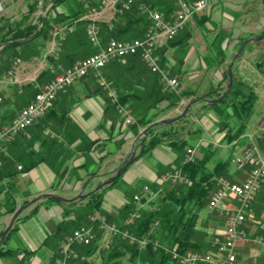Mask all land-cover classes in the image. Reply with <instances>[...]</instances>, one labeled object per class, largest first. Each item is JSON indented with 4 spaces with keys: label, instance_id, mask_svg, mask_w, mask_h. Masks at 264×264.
I'll use <instances>...</instances> for the list:
<instances>
[{
    "label": "crops",
    "instance_id": "obj_1",
    "mask_svg": "<svg viewBox=\"0 0 264 264\" xmlns=\"http://www.w3.org/2000/svg\"><path fill=\"white\" fill-rule=\"evenodd\" d=\"M162 1L148 0L149 5L146 3V9L132 7L126 17L120 19L121 17H115V13L122 12L119 6L122 1L105 0L106 5L103 9L87 16L99 27L100 47L106 45L109 37H113V24L132 26L130 32L121 37L123 40L143 38L146 26L151 23L148 7H151V11L161 12L165 21L172 22L181 8L174 3L175 10L166 14ZM191 1H183L181 7L185 8ZM33 2L34 0H16L15 4L13 3L16 5L15 9H10L5 16H0L4 24L1 34L8 29L17 28L21 22L23 23L20 28H23L31 19L32 23H37V29L42 27L39 18L48 21L42 28L44 36L39 35L16 46L7 48L0 46V77L8 70L13 57H19L21 61L15 68L12 82L0 78V127L10 123L18 111L30 103L34 95L42 90L57 72L97 51L85 37L86 22H83L85 21L83 15L87 12L88 3L81 8L84 9V13L78 19L70 21L64 17L67 12L80 8L74 0L64 1L55 6L53 0H38L35 11L25 21L29 5ZM243 4L246 13L244 17L239 13L235 15L226 13L221 20L213 19L209 4L208 9L196 14L186 23L177 36L180 42L170 45L163 36L159 38L156 53L161 65L179 79L180 90L191 93L183 98L184 103L181 105L183 111L191 104L187 110L191 122L197 112H201V119L208 115V111L199 109L204 103L212 100L206 96L209 88L214 87L219 91L222 87L220 73H213L209 79L204 76L207 67L202 60L203 56L214 52L213 47L207 49V37L214 32H223L226 39L229 38L231 41L224 49L225 56L229 58L237 50L241 38L259 37L264 29V0H243ZM202 16L207 19L204 22L205 30L200 31L197 20ZM210 21L214 22L217 28L215 31L207 32L208 29L214 30ZM261 51L263 49H258L252 41L241 59L234 64L237 77L252 87L256 96V107L261 105L264 97V61L259 58ZM227 58L221 62L218 59L217 71H220V68L222 70ZM56 63L60 67L54 71ZM97 74H89L69 85L56 96L41 119L6 144L8 157L4 158L0 168V233L6 228L18 207L31 200L33 203L19 214L22 218L8 237L6 247L17 251L0 256V264H54L52 256L57 254L61 241L71 232L74 221L82 214L76 207H80L85 201L82 203L78 201L72 207L68 203L74 198L77 199L78 195L87 196L101 187L122 165L137 143L136 154L140 153V136L143 128L138 124L126 127L124 117L135 120L141 116L147 118L154 116L156 117L152 122L154 123L181 112H178L176 105L167 106V100L158 103L157 108L148 109L149 103L154 99L152 96L156 85L155 74L151 73L138 57L128 56L113 61L102 67ZM99 77L107 81L109 88L116 92L117 98L118 95H126L124 102H119L124 109V115L119 114L110 92L99 86ZM204 84L207 86L202 89ZM198 95L199 97L191 100ZM257 113L258 121L252 134L254 136L261 132L259 121L260 118H264V107L261 113ZM198 125L203 130L199 139L195 141L204 145L206 131L210 125L206 123ZM219 130L218 127L215 128L217 137L213 136L215 140L224 137L225 132ZM226 146L231 145L230 143L220 145ZM239 149L242 150V145ZM217 152L218 150L213 157ZM196 154L198 158L203 156L201 150ZM150 158L155 162H150L151 164L146 166L140 163L142 157L131 163L121 175L125 187L107 189L103 195L101 211L95 213L115 214L120 207L129 202L132 193H138L136 190L141 188L143 182L153 183L159 178L161 166L173 163L177 165L179 161L177 155L165 145L155 147L150 153ZM211 163L212 160L209 163L212 167ZM17 165H21L22 169H17ZM28 165L30 167L26 168ZM229 175L230 178L239 181L244 178L242 172L230 171ZM50 195L70 200L59 201L54 198L53 201H49L48 197L53 198ZM200 218L201 216L199 220ZM81 222L87 221L82 217ZM204 222L205 226L197 224L196 227L207 233V240L210 243L212 234L220 232L223 224L219 222L213 226L211 221ZM240 229L245 233V238L235 245V264H264V184L256 194ZM107 238L100 241L103 243L94 253L83 255L86 261L100 264L98 253L104 249L103 245L113 244V239ZM209 243L204 252L213 249ZM82 250L81 246H76L78 253L81 254ZM128 258L129 253L125 255L124 260L127 261ZM67 264H79V261L70 259Z\"/></svg>",
    "mask_w": 264,
    "mask_h": 264
},
{
    "label": "trees",
    "instance_id": "obj_2",
    "mask_svg": "<svg viewBox=\"0 0 264 264\" xmlns=\"http://www.w3.org/2000/svg\"><path fill=\"white\" fill-rule=\"evenodd\" d=\"M64 1L70 0H53V6ZM74 1L76 5H79L80 8H76L73 11L67 12V15L64 17L66 19H70V21L78 19L84 13V9L81 8H83V5H85L86 3H88V5H91L98 4L99 2V0ZM37 2L38 0H34V2L29 5L28 14L24 18L25 21L29 19L30 15L35 11ZM146 3L149 5L148 0L146 1ZM162 3L163 5H165L164 10L166 14L172 13L175 10V0H163ZM119 6L121 7L122 5ZM132 7H137L139 10H142L137 4H134L129 7H123L121 13L117 11L115 13V17H121L120 19L126 17L129 9H131ZM194 16L195 14L193 15V17ZM206 18L207 17L202 16L197 21L200 23L206 20ZM31 20L23 28H20L23 23L21 22L18 24L17 28L8 29L4 34H1L4 24H2V17H0V46H2V48L16 46L39 35H43L44 30L42 28L46 24H48V21L44 18H39L38 21L42 22V27L40 29H37V23H32ZM148 25L146 26L145 31H147ZM105 27L108 26L105 25ZM131 28L132 26H130L129 24L123 26L113 24V37H109V39L115 38L118 40H123L121 37L127 35V33L130 32ZM263 35L264 30L258 36L262 37ZM85 37L87 42L89 43L87 35ZM247 38L248 37L241 38L239 40V44ZM178 42H180V39L176 37L170 40L169 44L174 45ZM220 54V52H217L214 58L216 59ZM132 57L138 56L132 55ZM223 60L224 58L221 57L220 62ZM223 76L224 80L227 81V71L223 73ZM154 81L156 83L152 96L154 97V99L148 105V109L150 110L157 108V104L163 100H167V106H175L181 99L187 97L188 94H191L190 91L181 90L179 93H175L171 90L163 89L156 75ZM220 95V90L217 91V89H211L210 87L206 96L207 98L212 100L204 103L199 110L214 108L220 104H224L226 107H231V114H235L238 120L241 121L242 126H244L248 121V118L252 112L254 102L256 100V96L252 90V87L242 81L241 78H238L235 75V71L233 69L231 89L222 99H219ZM125 96L126 95L124 94L118 95V102L123 103ZM197 97L198 96H194L191 100H194ZM218 113L221 114L220 112ZM155 118L156 117L154 116L151 118L143 116L137 117L131 126L138 124L141 128L144 129L149 124H151L155 120ZM192 124L191 120L189 119V114L188 112H186V114L168 124H155L149 129L146 137L140 138V140L144 139V144L140 146V153L136 158H140L144 155H149L151 151L158 145H165L177 155V158L179 159L177 166L181 170L182 174L187 177L188 182L169 183V188L166 189L165 192L162 193L157 200H152L147 205L144 204V207H142V209H139V218L136 219L134 224L129 226L128 229L138 239L147 240L146 246L144 248H140L138 243L132 244L129 243L126 239L115 237L110 248L102 250L100 255V264H126L124 262V257L127 253H129V258L127 260L128 264H136L137 262L141 264H180L178 259H174L172 257L173 252L182 255L188 250L204 252L203 250H206L208 248L207 243L209 242L207 240V233L199 230L196 227L200 217V212L204 207L207 206L208 198L215 188L218 177L224 174L226 176H229L226 178H228L230 181H241L230 178L231 176L229 175V165L230 161L233 162V159L231 158L227 160H220L214 163L212 167H209V162L212 158L211 153L209 152L207 153V156L203 154L201 158H196L193 161H185L183 155L185 154L186 148L192 146V144L196 142L195 140L200 136V133L202 132L196 124ZM237 135L238 133H236L234 136L227 133L225 136L228 141H232L234 138H236ZM256 140L258 143H261L264 140V133L261 132L259 136H257ZM29 167L30 165H28L26 168ZM247 169L248 168H246V170ZM235 172H243V170H235ZM120 177L121 175L114 178L110 182H106L97 190L88 193L84 200L74 199L70 203H68L69 206L72 207L78 201L80 203L85 201L80 205V207H76V209L81 210L82 214H80L76 218V221H74L75 228L82 224V217H84L87 221L91 214H94L96 211H101L104 192L112 187ZM145 183H148L149 185L154 183L157 184L156 181L153 183L147 181ZM139 190H141V188L137 189L136 192ZM47 199L49 201L54 200V198L49 197ZM37 200H35V202ZM143 200H145V198H142V201ZM136 207L137 206L132 203L131 197L129 202L120 207L115 214H106L107 219L110 222H115L119 227H123L124 218L130 212L135 211ZM21 218V216H18L15 219L12 227L7 231L6 235L0 239V256H4L9 253L11 254L17 251L16 249L7 248L6 243L10 233L15 230L16 225ZM221 222L223 223V221ZM218 233H213L212 238L215 234ZM100 237L101 233L99 232L97 233V240L93 241L90 245L81 246L83 248L81 254L76 252V255L72 260H78L79 264H92L85 259L81 260L80 256L94 253L95 250L99 247L98 239ZM212 238L210 240V243L212 242ZM52 259H54V255L52 256Z\"/></svg>",
    "mask_w": 264,
    "mask_h": 264
},
{
    "label": "built area",
    "instance_id": "obj_3",
    "mask_svg": "<svg viewBox=\"0 0 264 264\" xmlns=\"http://www.w3.org/2000/svg\"><path fill=\"white\" fill-rule=\"evenodd\" d=\"M117 1V0H116ZM124 6L133 3L139 4L141 7H146L145 0H121ZM178 4H183V0H175ZM101 5H106L105 0L101 1ZM207 6V0H194L188 6L183 8L172 22H167L163 19L162 13L151 11V23L147 28L143 38H135L131 40H118L115 38L109 39L104 47H100L99 42V27L96 23L90 20L87 24L86 35L87 39L97 51L57 72L55 77L50 80L47 85L34 95L33 100L23 106L16 117L9 125L3 126L0 129V142L8 141L21 131H26L38 119L44 116L51 102L56 97V94L65 89L71 83L77 81L90 71L97 73L99 69L114 59L122 58L128 55H139L148 69L157 74L159 81L167 88L176 90L178 80L172 76L169 71L163 69L159 63V58L155 53L159 38L164 37L165 40L173 39L176 34L183 29L185 24L191 19L194 13L201 12ZM95 12L94 9H92ZM18 58L14 59L8 71L2 75V79L11 82L12 75L19 64ZM59 68V64L56 65ZM99 83L103 87H107L105 80L99 77ZM112 101L117 102L116 93L111 91ZM184 102L182 101L181 104ZM119 112L123 109L118 106ZM129 120H127L128 122ZM261 129L264 133V122ZM194 149L188 148L185 154V160L192 161ZM236 170L244 171L247 167L246 176L241 182H233L229 179L220 176L217 178V188L211 195L208 206L218 212L223 218V228L218 235L212 239L211 251L200 252L188 250L182 255L176 252L172 253L174 259H178L180 264H235V245L240 240L244 239L245 234L240 230L241 224L244 222L249 204L254 198L264 182V142L259 146L251 137L249 142L242 150V153L233 159ZM1 163V159H0ZM20 168V166H18ZM162 179L170 180L172 183L184 182L187 183V178L180 172L166 173ZM142 190L147 197L154 196L155 193L150 191L147 185H144ZM229 196L236 203L235 205L224 204L223 201ZM135 201H140L141 196L134 194ZM139 218L138 211L130 212L125 218L124 228L117 224L109 223L104 216L91 215L89 217L90 224L81 226L72 231L60 244L58 255L54 258V264H67V260L76 255L72 245L81 243L83 245L91 244L95 239V231L101 230L105 232V237L119 236L128 240L129 243H138L140 248L146 246V239H138L128 227L133 225L135 220ZM98 226V228H97ZM96 227L94 230L93 228ZM106 243L105 247L108 248ZM83 258V257H81ZM140 264V263H139Z\"/></svg>",
    "mask_w": 264,
    "mask_h": 264
},
{
    "label": "rangeland",
    "instance_id": "obj_4",
    "mask_svg": "<svg viewBox=\"0 0 264 264\" xmlns=\"http://www.w3.org/2000/svg\"><path fill=\"white\" fill-rule=\"evenodd\" d=\"M194 0H192L191 2H193ZM15 2H16V0H1V9H0V16H5L7 13H9V11H10V9H12V10H14L15 9V7L14 6H16V5H14L15 4ZM14 3V4H13ZM100 4H101V1L100 2H98V4H95V5H87V12L83 15V17H84V19H85V22H86V25H85V32H86V28H87V24H88V22L90 21V19L89 18H87V16L89 15V14H92V13H97L99 10H101V9H103L104 7H105V5H101V7H99L100 6ZM123 7H129V6H131V5H134V4H137V3H133V4H131V5H127V6H124L123 5V2L122 3H120ZM145 4H146V0H145ZM209 4L211 5V8H212V17H213V19H215V18H218L219 20H221V18H222V16H225L226 15V13L227 14H236V13H239L240 15H242L243 17L245 16V14L246 13H244V8H243V0H207V6L205 7V9H203L201 12H198V13H202V12H204L206 9H208V7H209ZM141 9H146L145 7H141L139 4H137ZM178 6H180V8H181V10L183 9L181 6H183V5H181V4H177ZM13 6V7H12ZM121 6V8H123ZM188 6V5H187ZM151 8V7H150ZM150 8L148 7V11H149V17H150V13H151V10H150ZM92 9H94L95 10V12H93L92 11ZM181 10H179L178 12H177V14L181 11ZM153 11H155V10H153ZM161 13V12H160ZM198 13H194L195 15L196 14H198ZM176 14V15H177ZM192 17H193V15H192ZM192 17H191V19H192ZM150 19H151V17H150ZM207 19V18H206ZM223 20V19H222ZM204 22H205V20L204 21H202V22H197V26H198V29L201 31V30H205V25H204ZM97 25V24H96ZM149 25H150V23H149ZM148 25V26H149ZM186 25V24H185ZM210 25L214 28V30H207V32H210V31H215L216 30V24L214 23V22H212V21H210ZM185 27V26H184ZM184 27H183V29H184ZM203 27V28H202ZM182 29V30H183ZM182 30H180L177 34H176V36L174 37V38H176L179 34H180V32L182 31ZM264 30V29H263ZM262 30V31H263ZM146 34V33H145ZM99 36H100V30H99ZM145 36V35H144ZM173 38V39H174ZM135 39V38H134ZM141 39V38H140ZM200 40H201V38H199ZM99 40H100V37H99ZM172 40V39H171ZM159 41H160V39H159ZM165 41H167V42H169L170 40H165ZM229 42H231L230 41V39L228 38V39H226V36L225 35H223V32H221V31H219V32H214V33H211V35L209 36V37H207V49H208V47H209V49H210V47H213V49H214V52L213 53H208V54H205L204 56H203V61L205 62V65H206V67H207V69H206V73H205V75L204 76H206L207 77V79H209V78H212V75H213V73H216V72H218V73H220L221 74V85H222V87H221V89H220V91H221V95L224 93V91L226 90V88H227V81L226 80H224V76H223V73L225 72V71H227V68H228V66H229V63H230V61H231V58L232 57H229V58H227V56H225V47H226V44L227 43H229ZM255 42V46H257L258 47V49H263V51H261L260 52V54H259V58L260 59H263V57H264V35L262 36V37H260L259 36V39H257V40H255L254 41ZM90 43V42H89ZM251 43L252 42H250L249 44H247L246 46H245V48H244V51L247 49V48H249L250 46H251ZM107 44V43H106ZM241 44V43H240ZM240 44L238 43V45H237V49L239 48V46H240ZM93 47V46H92ZM102 47H104V46H102ZM157 47H158V45H157ZM157 47H156V49H157ZM94 48H96V47H94ZM208 49V50H209ZM96 50H97V48H96ZM220 52L221 54L220 55H218V57L215 59L214 58V56H215V54H216V52ZM236 51L237 50H235V53H236ZM243 51V52H244ZM155 53H156V50H155ZM235 53H233V55L235 54ZM94 54V53H93ZM157 54V53H156ZM232 55V56H233ZM242 55H243V53H242ZM128 56H132V55H128ZM128 56H125V57H128ZM135 56H138L139 57V59L142 61V59L140 58V56L139 55H135ZM158 56V55H157ZM125 57H122V58H117V59H114V60H112L111 62H113V61H116V60H121V59H123V58H125ZM221 57H223L224 59H225V57L227 58L226 60H227V62L225 63V65H223V67H222V70H221V68H220V71H217V70H219V67H217L216 66V64H218V59H220ZM242 57V56H241ZM241 57L240 58H238L237 60H239V59H241ZM16 58H18L19 59V57H13V59L11 60V62H10V65H9V68L11 67V64H12V62H13V60L14 59H16ZM158 58H159V56H158ZM20 60V59H19ZM225 60V61H226ZM236 60V61H237ZM235 61V62H236ZM21 62V61H20ZM20 62H19V64H20ZM111 62H109V63H111ZM143 62V61H142ZM235 62H234V64H235ZM108 63V64H109ZM144 63V62H143ZM159 63H160V65H161V62H160V59H159ZM18 64V65H19ZM58 63H56L55 64V66H54V71H56V69H57V65ZM145 64V63H144ZM17 65V66H18ZM107 65V64H106ZM105 65V66H106ZM147 67V66H146ZM161 67L163 68V69H166L167 71H169L170 72V74L172 75V76H174L172 73H171V71L168 69V68H164L162 65H161ZM8 68V69H9ZM148 68V67H147ZM59 69V68H58ZM102 69V68H101ZM233 69H234V65H233V67H232V74H233ZM8 71V70H7ZM6 71V72H7ZM15 71V70H14ZM100 71V69L97 71V73ZM150 71V70H149ZM5 72V73H6ZM151 72V71H150ZM4 73V74H5ZM97 73H95V72H92V71H90L87 75H89V74H94V75H98ZM151 73H153V72H151ZM13 74H14V72H13ZM153 74H155V73H153ZM237 74L238 73H235V75L237 76ZM56 75V74H55ZM87 75H85V76H83L82 78H84V77H86ZM156 76H157V74H155ZM1 77H2V75H1ZM0 77V78H1ZM55 77V76H54ZM158 77V76H157ZM176 77V76H175ZM82 78H80V79H82ZM177 78V77H176ZM2 79V78H1ZM79 80V79H78ZM77 80V81H78ZM158 80H159V78H158ZM177 80H178V86H177V88H176V90H172V89H170V88H167V87H165L160 81H159V83H160V85L163 87V89H165V90H171V91H173V92H175V93H179L181 90H180V82H179V79L177 78ZM12 81H13V75H12ZM11 81V82H12ZM243 81V80H242ZM76 82V81H75ZM74 83V82H73ZM73 83H71V84H73ZM105 83L107 84V87H103L100 83H99V81H98V84H99V86L101 87V88H103L104 90H108V92H110V94H111V91L112 92H114V93H116L114 90H112L111 88H109V84L107 83V81L105 80ZM70 84V85H71ZM69 86V85H68ZM67 86V87H68ZM200 86V85H199ZM199 86H198V88H199ZM206 84H204V85H202V89H204V88H206ZM66 87V88H67ZM65 88V89H66ZM212 88H214V87H211V89ZM65 89H63V90H61L60 92H62V91H64ZM231 89V88H230ZM263 90H264V85H263ZM60 92H58L57 94H56V96L60 93ZM204 94V93H203ZM264 94V93H263ZM117 95V94H116ZM201 95V94H200ZM220 95V96H221ZM198 97H199V95H198ZM56 98V97H55ZM54 98V99H55ZM203 98V97H202ZM0 101H1V98H0ZM183 101V99H181L180 101H179V103L176 105L177 106V110H179L178 112H180L181 111V107L183 106L182 104H181V102ZM255 102H256V100H255ZM255 102H254V105H255ZM52 103V102H51ZM115 105H116V107H117V110H118V106L119 107H121L122 109H123V107H122V105L118 102V99H117V102H113ZM257 104V103H256ZM51 105V104H50ZM182 105V106H181ZM253 105V108H252V112H251V114H250V116H249V118H248V121L246 122V128H245V125L244 126H242V123H240L239 122V120H238V118L236 117V115L234 114V115H232L231 113H232V110H231V107H226L224 104H220V105H218V106H216V107H214V108H209V109H205L204 110V112H206V111H208V115L207 116H204V118L203 119H201V117H202V114H201V112H197V114L196 115H194V117H195V119L191 122V123H194V124H196L201 130H203L202 128H201V126L200 125H198V124H202L203 125V123H206V124H208V125H210L209 126V128H208V130L206 131V136H207V138H206V142H205V144L204 145H202V144H200V142L198 143L197 141L194 143V144H192V146H189V147H187L186 148V150L188 149V148H192V149H194V158H193V160L194 159H196V158H198L197 157V152L199 151V150H201V152L203 153V154H205L206 156H207V153L209 152V153H211V159H210V161L212 160V163L214 164V163H216V162H218V161H220L219 160V158L221 159V160H227V159H229V158H231V159H234L235 157H238L241 153H242V150L244 149V147H246V145L248 144V142H249V137H251V139H253L259 146H262V144H263V142H264V140L261 142V143H258L257 142V140H256V138H257V136H254V135H252L253 133H254V131H255V129H256V123H257V121H258V113L257 112H259V113H261L262 112V108L264 107V97H263V102H261V105L259 104V105H257V107H256V105L254 106ZM49 109V108H48ZM184 110V109H183ZM48 111V110H47ZM118 112H119V110H118ZM182 112V111H181ZM180 112V113H181ZM218 112H220L221 114H219ZM47 113V112H46ZM45 113V114H46ZM179 113V114H180ZM18 114V113H17ZM44 114V115H45ZM119 114H123L124 115V109H123V112H119ZM178 114V115H179ZM205 114V113H204ZM16 117V116H15ZM14 117V118H15ZM13 118V119H14ZM42 118V117H41ZM40 118V119H41ZM169 118V117H168ZM12 119V120H13ZM165 119V118H164ZM39 120V119H38ZM37 120V121H38ZM127 120H129L128 122H127ZM162 120V119H161ZM36 121V122H37ZM124 121H125V123H126V127H130L131 125H132V123L135 121L134 120V118H127V117H124ZM160 121V120H159ZM35 122V123H36ZM264 122V118L262 119V118H260V121H259V129L261 128V126H262V123ZM34 123V124H35ZM10 123H8V124H5V125H3V126H6V125H9ZM33 124V125H34ZM193 124V125H194ZM150 125V124H149ZM3 126H1L0 127V129H2V127ZM31 127V126H30ZM216 127H218L220 130L219 131H223V132H225V134H224V137H223V139H220V138H218V139H214L213 138V136H215V128ZM29 128V127H28ZM27 128V129H28ZM146 128V127H145ZM144 128V129H145ZM143 129V130H144ZM261 130V132H263L262 131V129H260ZM24 131H21L20 133H23ZM240 132V133H239ZM247 133V135H241V134H244V133ZM260 132V133H261ZM142 133V132H141ZM229 134V135H235L236 133H238V135L236 136V138H234L232 141H228L227 139H226V134ZM259 133V134H260ZM19 134V133H18ZM17 134V135H18ZM17 135H15V136H13V138L11 139V140H8V141H4V142H0V159H1V163H0V168H1V165H2V162H3V160H4V158H6V157H8V152H7V150H6V144H8V143H10L11 141H13L14 140V138L17 136ZM200 135H201V133H200ZM251 135V136H250ZM205 136V137H206ZM259 136V135H258ZM144 138V137H146V136H143V135H141L140 136V138ZM216 137V136H215ZM217 138V137H216ZM197 139H199V137L197 138ZM196 139V140H197ZM142 140H144V139H141L140 140V144H141V141ZM230 143V145L231 146H226V147H220V145L221 144H229ZM143 144H144V142H143ZM143 144H141V146L143 145ZM242 145V150L240 151V149H239V147ZM235 146H237V147H235ZM239 146V147H238ZM138 143L136 144V145H134V147H133V149H134V159H133V161H132V163L136 160V159H138V158H136L137 157V155L138 154H136V150H138ZM234 147V148H233ZM132 149V150H133ZM218 150V152H217V154L215 155V157H213L214 155V153L216 152ZM132 152V151H131ZM130 152V153H131ZM130 153L128 154V156H127V158H129L130 157ZM185 154H186V151H185ZM185 154H184V159H185ZM126 158V159H127ZM150 158V154L149 155H144V156H142V159H141V161L142 162H140L141 164H144L145 166H146V164L147 165H149V164H151L152 162H155L154 161V159H152V158H150V160L148 161V159ZM192 160V161H193ZM185 161H187V160H185ZM151 162V163H150ZM210 163V162H209ZM211 163V164H212ZM123 164V163H122ZM174 164V165H173ZM173 164H167V165H164V166H161V168H160V173H161V175L159 176V178L158 179H156L155 181L157 182V184L156 183H154V184H148V183H145V182H143V184H142V186H141V190H139L138 192H140V193H132V196H130V199H131V197H132V203L134 204V205H136L137 207H136V209H135V211H138V213H139V209H142V207H144V204L145 205H147L149 202H151L152 200H157L158 198H159V196L162 194V193H164L165 192V190L166 189H168L169 188V183H172L170 180H167V179H162L163 177H164V175L166 174V173H173L174 171H180L181 172V170L178 168V166L175 164V163H173ZM210 164V165H211ZM18 166H20V168H18ZM159 167V166H158ZM209 167H211V166H209ZM128 168V167H127ZM248 169H249V167H247ZM17 169H19V170H21L22 169V167H21V165H17ZM229 169H230V171H235L236 170V168H235V164H234V162H232V161H230V165H229ZM247 169V170H248ZM144 170V169H143ZM247 170H244L242 173H244V177L246 176V172H247ZM126 171V170H125ZM124 171V172H125ZM123 172V173H124ZM122 173V174H123ZM182 173V172H181ZM121 174V175H122ZM184 175V174H183ZM185 176V175H184ZM223 177H229L228 175L226 176V175H222ZM186 177V176H185ZM187 178V177H186ZM228 179V178H227ZM188 180V179H187ZM154 181V182H155ZM217 182V181H216ZM106 183V182H105ZM104 183V184H105ZM123 182H122V177L121 178H119L118 179V181L112 186V188L113 187H115L116 188V186H118V187H121V188H124L125 186H123V184H122ZM178 183V182H177ZM179 183H183V182H179ZM156 184V185H155ZM262 184H264V182L262 183ZM144 185H147L148 187H149V189H150V191H152L153 193H155V195L154 196H151V197H147V195H146V193L142 190V188H143V186ZM155 186V187H154ZM262 186V185H261ZM261 186H260V188H261ZM114 188V189H115ZM216 188H217V183L215 184V188H214V190L212 191V193L210 194V197H211V195L213 194V192L216 190ZM259 188V189H260ZM125 189H127L128 190V188H125ZM259 189H258V191H259ZM132 191V190H131ZM258 191L255 193V195H254V198L252 199V201H251V203L249 204V208L251 207V205H252V203H253V201H254V199H255V196H256V194L258 193ZM134 194H139L140 196H141V199H140V201H135L134 200V198H133V196H134ZM210 197L208 198V202H209V199H210ZM142 198H145V200H143L142 201ZM77 200H84V197H82V198H77ZM208 202H207V206L206 207H204L202 210H201V212H200V216H201V220H199V222H197V224H199V225H201V226H205L206 224H205V222H204V220H206V221H211V223H213L212 225L214 226V224L215 225H217V224H219V222H221V221H223V218H222V216H220L219 214H218V212L216 211V210H214V209H211V208H209V206H208ZM223 203L224 204H228V205H235L236 203L233 201V199L232 198H230L229 196H226V198L224 199V201H223ZM249 208H248V210H249ZM248 210H247V213H248ZM247 213H246V217H247ZM91 215H93V214H91ZM90 215V216H91ZM94 215H98V216H104L105 218H106V220L109 222V223H114V224H116L115 222H113V221H109L108 219H107V216H106V214H102V213H94ZM89 216V217H90ZM246 217H245V220H246ZM245 220H244V222H245ZM123 222H124V220H123ZM243 222V223H244ZM242 223V224H243ZM88 224H90V220H89V218H88V220H87V222L85 223V222H82V224L80 225V226H78V227H76V228H79V227H81V226H85V225H88ZM223 224V223H222ZM241 224V225H242ZM124 225V224H123ZM125 227V225L123 226V227H121V228H124ZM75 227H72V229H71V232L69 233V234H67L64 238H63V240L68 236V235H70L71 233H72V230H75L76 229ZM97 228H98V226H97ZM94 230L96 229V227H94L93 228ZM241 230V229H240ZM242 231V230H241ZM101 233V237L98 239V244L100 245L101 243H103V242H100L101 240L102 241H104V238H105V232H103V231H101V230H97L96 229V231H95V233H96V235H95V239H94V241L95 240H97V233ZM243 232V231H242ZM244 233V232H243ZM219 234V233H218ZM218 234H215L214 236H216V235H218ZM245 234V233H244ZM6 235V234H5ZM4 235V236H5ZM213 236V237H214ZM107 237V236H106ZM115 237H119V236H114V237H108L107 239L109 240V238L110 239H114ZM121 238V237H120ZM245 238V237H244ZM121 239H123V238H121ZM213 239V238H212ZM62 240V241H63ZM61 241V242H62ZM212 243V242H211ZM90 245V244H89ZM76 246H86V245H83V244H81V243H74L73 245H72V248H73V250H74V252L76 253L77 251H76ZM103 248L104 249H108V248H110V245L108 246V248H106L105 247V244L103 245ZM59 251V250H58ZM101 252L102 251H100L99 253H98V255H101ZM58 255V254H57ZM56 255V256H57ZM56 256H54V258L56 257ZM81 257H83V258H81ZM70 259H73V257L72 258H69L68 260H67V263H68V261L70 260ZM80 259L81 260H84L85 259V257L82 255V256H80ZM124 262L126 263V264H128V261H125L124 260ZM136 264H139V262H137ZM141 264V263H140ZM202 264V263H201ZM208 264V263H207Z\"/></svg>",
    "mask_w": 264,
    "mask_h": 264
},
{
    "label": "water",
    "instance_id": "obj_5",
    "mask_svg": "<svg viewBox=\"0 0 264 264\" xmlns=\"http://www.w3.org/2000/svg\"><path fill=\"white\" fill-rule=\"evenodd\" d=\"M0 9H1V0H0ZM259 39V37H254V38H250V39H245L241 42L239 48L237 49L236 53L232 56L231 58V61L229 63V66L227 68V75H228V81H227V88L226 90L224 91V93L219 97V99H222L229 91H230V88H231V84H232V67L234 65V62L240 58L242 56V53L244 51V48L247 44H249L250 42L252 41H255ZM191 106L188 105L187 107L184 108V110L179 114V115H176V116H173V117H169V118H165V119H162L160 121H157V122H154V123H151L150 125H148L141 133V135L143 136H146L149 129L154 126L155 124H168L170 122H173L175 121L176 119H178L179 117L183 116L184 114H186L187 110L189 109V107ZM144 140L141 141V144H143ZM134 149L132 150V152L130 153V157L125 159V161L123 162V164L115 171V173L109 177L105 182H110L111 180H113L114 178L120 176L126 169L127 167L132 163L133 159H134ZM104 184V183H103ZM52 196L53 198L59 200V201H68L70 199H65L63 197H59V196H54V195H50ZM86 196L85 194H81V195H78L77 197L78 198H82ZM75 199V198H74ZM33 203V200L31 201H28L26 203H24L23 205H21L20 207H18L15 212L13 213L11 219H10V222L8 223V225L6 226V228L0 233V239L2 237H4V235L7 233V231L12 227L15 219L19 216V214L24 210L26 209L27 207H29L31 204Z\"/></svg>",
    "mask_w": 264,
    "mask_h": 264
},
{
    "label": "bare ground",
    "instance_id": "obj_6",
    "mask_svg": "<svg viewBox=\"0 0 264 264\" xmlns=\"http://www.w3.org/2000/svg\"><path fill=\"white\" fill-rule=\"evenodd\" d=\"M50 65V64H49Z\"/></svg>",
    "mask_w": 264,
    "mask_h": 264
}]
</instances>
